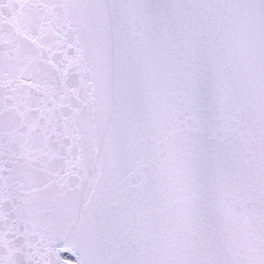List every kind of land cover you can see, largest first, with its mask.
Returning a JSON list of instances; mask_svg holds the SVG:
<instances>
[{"label": "snow or ice", "instance_id": "6c2138e0", "mask_svg": "<svg viewBox=\"0 0 264 264\" xmlns=\"http://www.w3.org/2000/svg\"><path fill=\"white\" fill-rule=\"evenodd\" d=\"M0 264H264V0H0Z\"/></svg>", "mask_w": 264, "mask_h": 264}]
</instances>
